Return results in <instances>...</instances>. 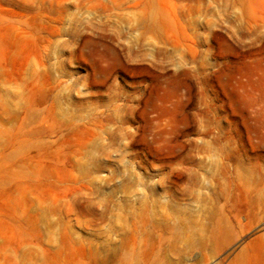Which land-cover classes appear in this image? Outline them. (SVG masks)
<instances>
[{
  "label": "rangeland",
  "instance_id": "374dc122",
  "mask_svg": "<svg viewBox=\"0 0 264 264\" xmlns=\"http://www.w3.org/2000/svg\"><path fill=\"white\" fill-rule=\"evenodd\" d=\"M0 264H264V0H0Z\"/></svg>",
  "mask_w": 264,
  "mask_h": 264
}]
</instances>
